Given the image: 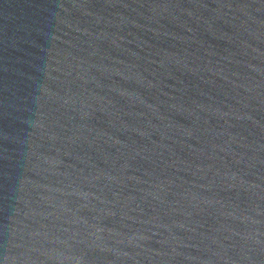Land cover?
<instances>
[{"label": "water", "instance_id": "water-1", "mask_svg": "<svg viewBox=\"0 0 264 264\" xmlns=\"http://www.w3.org/2000/svg\"><path fill=\"white\" fill-rule=\"evenodd\" d=\"M0 264H264V0H0Z\"/></svg>", "mask_w": 264, "mask_h": 264}]
</instances>
